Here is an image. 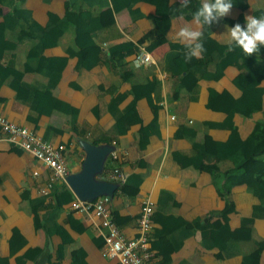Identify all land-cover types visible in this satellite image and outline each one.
Segmentation results:
<instances>
[{
  "label": "crops",
  "instance_id": "1",
  "mask_svg": "<svg viewBox=\"0 0 264 264\" xmlns=\"http://www.w3.org/2000/svg\"><path fill=\"white\" fill-rule=\"evenodd\" d=\"M65 1L25 0L21 6L31 12L35 21L45 26L50 12L63 15ZM200 2L202 5L204 0ZM231 2L233 7L229 14L213 22L210 28L203 26L200 29L203 34H207L202 37L203 45L206 43L219 53L224 51L223 44L228 41L229 28L237 23L246 27L245 16H254L260 0ZM168 3L180 6L182 0H168ZM13 5L19 7L20 3L14 0ZM80 7L89 8L85 5ZM89 9L95 15L103 13L100 6ZM12 10L8 3H0V24ZM110 12L113 26L103 31L102 41L98 42L104 49L117 43L133 44L134 49L130 54L123 52L125 56L121 60L122 67L119 63L106 64L103 55L93 68L77 69L76 58H69L58 82L52 88L60 107L37 115L17 100L18 87H11L5 82L0 86V114L28 127L44 140L63 144L70 173L81 169L85 153L78 140L91 141L87 130H92L96 136L102 131L103 137L110 138L107 144L124 154L120 166L126 180H139V183H128L126 180L122 183L105 172L99 174L100 179L117 184L107 207L120 231L132 238L137 235V217L143 201L150 198L154 202L157 220H152L148 235L151 264H242L240 252L245 250L243 243L236 246L239 250L235 255L228 257H221L219 248L212 246V228H218L222 223L221 216L215 211L223 208L225 198L218 195L210 173L181 167L174 157L175 153L189 151L193 139L216 140L227 136V130H207L205 127L207 122H219L225 116L224 111L208 106L209 94L214 90L226 91L235 98L240 95L234 81L246 69L240 68L243 67L242 60L228 66L223 73H217L213 65H209L206 70L198 68L194 74L198 80L192 89V86L183 82L184 73H171L165 64L170 63L167 55L172 49L180 52L184 60L186 48L175 39V34L183 27L195 29L193 17L169 16L162 6L141 1L131 8L118 11L110 5ZM150 15L163 19L160 32H164V41L157 45L153 44L157 35L145 38L154 26L148 18ZM13 34H8L12 40L0 39V47L2 44L12 46L13 39L16 40V47L5 53L2 62L6 64L12 61L16 69L11 70L17 76V69L26 61L25 56L32 42L20 40L18 36L17 39L13 38ZM72 35L73 32H67L58 45L46 48L43 54L49 58L66 56L65 49ZM142 49L150 54L153 62L136 66L134 58ZM199 59L193 57L185 66H195ZM154 78L160 81L159 101L152 99L149 102L141 98L136 105V114L142 120V125L151 124L155 120L146 146L139 151V124L123 134L117 135L112 131L114 119L104 112L108 101L106 95L125 93L132 83H145ZM24 79L27 82L46 81L42 75L34 73H25ZM260 85L264 87V81ZM131 98L130 95L128 99ZM103 100L107 101L104 103ZM225 102L222 106L226 105ZM98 112L99 116L96 115ZM172 115L174 119H171ZM260 117V113L254 114L252 118L235 115L234 124L242 138L251 132ZM180 127L191 128L195 131V138L188 136L190 134L181 135ZM115 164L108 155L104 169ZM49 178L48 169L27 152L14 147L0 133V264H119L115 259L103 257V238L85 214L70 209L69 205L56 217L46 207L47 204L39 210H30L31 199L42 196L38 188ZM162 191L171 197L165 196ZM231 200L235 204V211L228 215V222L230 229H235L240 226L243 216L251 215L255 199L245 186L238 185L232 190ZM252 227V238H264V220L255 219ZM251 257L252 264H264V248L256 249Z\"/></svg>",
  "mask_w": 264,
  "mask_h": 264
},
{
  "label": "trees",
  "instance_id": "2",
  "mask_svg": "<svg viewBox=\"0 0 264 264\" xmlns=\"http://www.w3.org/2000/svg\"><path fill=\"white\" fill-rule=\"evenodd\" d=\"M43 1L49 2L50 0ZM140 1L154 6H162L169 16L193 17V13L201 6L200 0H188L187 7H182V3L180 6H172L168 3V0H66L63 15L59 16L50 12L47 24L42 26L33 19L28 9L21 6L25 0H18L19 7L13 5L14 0H0V3H8L10 8L13 9L0 24V39L3 41L12 40L8 34L14 33L13 38L18 36L20 40L31 41L32 45L34 43L25 56L26 61L23 62V66L17 69V76L11 70L15 71L16 69L12 61L6 64L2 62L5 53L16 47V44H14L16 40L13 39L12 46L2 44L0 47V86L7 82L11 87H18L17 100L30 107L34 115L41 112L48 113L53 108H59L61 104L53 95L52 88L58 82L69 58H76L77 69L93 68L100 62L103 55L106 57V64L119 63V66L122 67L121 60L125 56L123 52L130 54L134 49L133 44L130 42L117 43L104 49L98 40L102 41L103 31L113 26L114 21L110 12V5L118 11L131 8L132 5ZM81 5L89 8L100 6L103 13L95 15L89 8L82 9ZM254 16L258 18L264 16V0H260ZM148 18L152 20L154 26L145 35V38H151L154 34L157 35L156 40L153 39L155 41L159 40L153 43L157 45L164 41V32H160L163 19L154 15H150ZM211 25L204 26L210 28ZM67 32H73V35L71 42L65 49L66 56L50 58L45 56L43 54L44 50L58 45L59 40ZM206 35L203 34L202 37H206ZM223 45L224 51L219 53L215 48L212 49L205 43L204 48L206 51L202 53L198 63L191 67L185 66L180 52L172 49L167 55V60L170 63L165 64L166 69L177 75L184 73L183 82L189 87L192 86V89L198 80L194 76L198 68L206 70L209 65H213L217 73H223L228 66L235 64L238 60H242L243 63V67L239 65L240 68H246L241 77L234 81L235 88L240 91L237 98L226 91L216 92L213 90L209 94L208 106L224 111L225 116L222 121L207 122L205 127L207 130H227V136L224 139L216 140L203 139L196 141L193 139L189 151L175 153L174 157L181 167H191L198 171L210 173L218 195L225 198L223 208L215 211L221 216L222 223L218 228H212V246L219 248L221 257H228L235 255L239 250L236 246L243 243L245 250L240 252L242 253V264H252L251 254L256 249L264 248V238H252L254 233L253 222L255 219L264 220V87L260 85L264 81V46H261L258 56H256L258 53L247 56L238 47L234 51H228V44ZM177 65H180V67H176ZM25 73L40 74L46 78V81L27 82L24 79ZM204 77H211V75H205ZM123 78L126 79L124 76ZM159 92L160 81L154 78L145 83H132L129 91L114 96L106 95L108 101L103 100L104 103L107 101L104 112L109 113L114 119L112 131L117 135L123 134L130 127L139 124L140 137L137 143L139 151L146 146L147 139L153 132L152 126L155 120L153 119L151 124L142 125V120L136 114V105L141 98H146L149 102L152 99L159 101ZM130 95L132 98L128 99ZM224 100H226V105L222 106ZM123 102L127 103L122 106ZM256 113H260L261 117L255 121L251 132L245 138H242L237 126L234 124L235 115L252 118ZM96 115L99 116L100 113L98 112ZM180 130L182 131L181 135L190 134L188 136L195 138V131L191 128L180 127ZM87 131L91 135L93 144L108 143L110 140L106 136L103 137L102 131H100L99 136H96L92 130ZM119 162L121 164V161ZM138 181L128 182L126 180L128 183L136 184L139 183ZM238 185L245 186L248 192L254 196L255 202L252 205L251 215L243 216L240 226L230 229L228 215L235 211L231 194L233 188ZM162 193L171 197L165 191H162ZM47 199L50 200L47 201ZM74 199L75 196L67 185L59 181L53 184L47 194L31 199L29 208L31 211L34 209L39 210L47 204L46 207L50 208L53 217H56L62 213L66 205L70 206ZM159 204L161 203L159 202ZM156 214V212H153V221L157 220ZM1 261L2 258H0Z\"/></svg>",
  "mask_w": 264,
  "mask_h": 264
},
{
  "label": "built area",
  "instance_id": "3",
  "mask_svg": "<svg viewBox=\"0 0 264 264\" xmlns=\"http://www.w3.org/2000/svg\"><path fill=\"white\" fill-rule=\"evenodd\" d=\"M152 62L150 54L143 49L134 58L136 66ZM174 118L175 116L172 115L171 119ZM0 133L6 141L30 154L50 171L49 180L38 188L39 194H47L56 181L65 183V177L70 174V171L63 144H54L44 140L33 130L9 120L2 114H0ZM122 154L117 150L110 152L109 155L116 164L107 170L104 169L103 172L123 183L126 180V175L121 171L119 162L124 157ZM34 174L38 173L34 172ZM108 203L109 199L105 196H100L92 201L80 200L75 196L70 204V209L85 214L95 226L103 238V257L115 259L119 264H151L148 235L152 228L154 202L150 198L143 201L137 217V235L132 238L124 235L112 220L107 207Z\"/></svg>",
  "mask_w": 264,
  "mask_h": 264
},
{
  "label": "clouds",
  "instance_id": "4",
  "mask_svg": "<svg viewBox=\"0 0 264 264\" xmlns=\"http://www.w3.org/2000/svg\"><path fill=\"white\" fill-rule=\"evenodd\" d=\"M188 0H182V7H187ZM233 5L231 0H204L202 5L193 13V24L195 29L183 27L175 34V39L182 43L186 52L185 63L195 57L201 58L206 51L202 42L203 33L200 30L204 25L217 22L229 14ZM246 27L239 23L229 28L228 51H234L236 47L242 49L247 56L259 53L261 46H264V16H245Z\"/></svg>",
  "mask_w": 264,
  "mask_h": 264
},
{
  "label": "water",
  "instance_id": "5",
  "mask_svg": "<svg viewBox=\"0 0 264 264\" xmlns=\"http://www.w3.org/2000/svg\"><path fill=\"white\" fill-rule=\"evenodd\" d=\"M85 155L81 169L65 177V184L80 200L92 201L100 196L113 198L117 184L98 177L104 171L106 159L115 147L104 144H93L91 141L78 140Z\"/></svg>",
  "mask_w": 264,
  "mask_h": 264
}]
</instances>
